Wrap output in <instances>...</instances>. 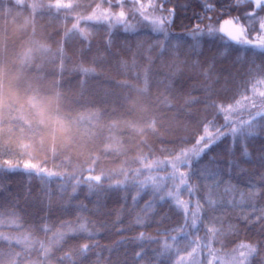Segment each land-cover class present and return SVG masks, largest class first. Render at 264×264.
Masks as SVG:
<instances>
[{"label":"trees","instance_id":"1","mask_svg":"<svg viewBox=\"0 0 264 264\" xmlns=\"http://www.w3.org/2000/svg\"><path fill=\"white\" fill-rule=\"evenodd\" d=\"M57 1L12 0L0 6V87L7 86L12 94L10 101L0 104V147L19 155L0 156V165H4L5 160L14 164L21 160H34L45 162L44 166L54 172L81 178L88 175L84 169L93 163L96 166L94 174L119 172L123 167L129 170L142 168L136 159L138 156L147 155L148 160L170 159L174 153L165 149L178 151L180 137L189 136L202 116L212 118L202 111L204 104L185 105L186 99L205 95L203 91L193 90L194 87L200 89L205 84L216 89L238 87L236 99L241 95L258 98L259 93L264 92V53L260 50L217 47L204 37L200 54L193 55L189 50L192 40L183 35L200 23L194 15L196 13L210 15L214 22L219 17L222 23L230 16L252 11L250 3L235 7V0H210L216 10L205 13L198 0H173L163 4L161 13L152 7L159 5L160 0H135L138 7L152 15H167L168 9H175L176 17L167 26V40L163 33L153 32L150 24L138 15L134 32L124 31L121 25L111 27L104 21H81L82 31L93 32L89 41L81 42L78 37L68 40L65 37L67 30L73 23L79 25V21L86 19L85 16L98 4L107 7L109 3L104 0H73L70 14L49 8ZM112 3L114 5L115 0ZM17 4L23 7H17ZM229 5L232 7H227ZM130 7V3H125L111 9L129 12ZM226 7L227 10L221 14L222 8ZM257 11L264 16V11ZM207 22L205 19L204 24ZM257 34L252 32L248 38L253 39ZM109 38L112 44L107 51L105 41ZM160 42L167 48L163 54ZM174 44L179 47L173 48ZM61 47L67 57L63 61L57 56ZM176 52L178 57L174 55ZM185 60L188 63H181ZM193 61H199L195 68L191 66ZM81 66L95 68L96 71L85 75L79 70ZM210 66L206 80L201 73ZM145 73L149 77V93L140 90L144 86ZM164 74L173 79V92H169L165 84L155 82L163 79ZM172 74H175L174 78ZM217 79L220 81L218 84L214 83ZM125 80L133 83L132 89L118 86V82ZM226 80L233 83L226 85ZM123 92L128 96L126 111L114 103L117 94ZM213 99L219 103V98ZM181 108L184 110L180 111ZM153 115L160 119L157 132H143V123ZM77 117H83L81 126ZM222 122L220 118L218 123ZM108 125L114 126L112 133ZM86 129L97 135L90 136ZM57 131L61 133L59 137ZM110 134L118 151L106 154L103 148ZM142 140L146 143H141ZM193 143L189 140L182 146L190 148ZM245 143L247 156L239 142L226 137L201 160V166H207L208 161L215 157L223 169L217 177L223 181L221 188L231 184L237 189V200L240 194L245 195L244 203L239 207H228L222 212L206 213L202 210L203 227L198 224V230L191 229L194 239L210 241L221 253L233 252L240 243L260 242L259 247L264 250V221H256L255 215H251L254 208L256 215L264 211V191L251 200L247 199L248 193L256 191L250 188L249 181L256 182L264 174V127H258L255 135ZM233 159L239 167L229 169L226 162ZM122 179L123 175H113L102 183L107 188L109 183ZM189 183L200 186L196 196H189L183 190V197L193 201L190 209H194L196 200L206 209L202 198L205 192L203 183L198 177H192ZM62 186L66 192H62ZM257 187L264 189V182ZM138 191L137 187L127 184L97 194L90 193L87 186L81 184L72 193L68 180L61 177L43 180L20 170L0 171V219L4 221L0 230L6 232V236L21 233L33 242L31 247H25L16 244L15 240L11 243L0 240V262L12 264L18 259L16 254L20 253L22 259L19 264H61L66 254L71 256V260H63V264H170L165 257L158 256V249L163 243H169L168 236L181 228L182 213L171 207L173 202L168 199L157 201L144 211L153 196L150 188H145L139 195ZM134 196L136 200H133ZM13 211L17 217L9 215ZM138 215L145 217L140 224L136 223ZM250 215L255 222L242 218ZM212 217L221 219L213 223ZM16 218L21 227L9 226V222ZM78 218L89 221L90 230L95 234L89 238L86 233H74L58 246L54 244V234L67 231L60 225L70 222V226L75 227L80 222ZM44 226L51 231H44ZM213 227L220 230L219 236L214 237L208 231ZM141 233L145 237L157 238L160 243L137 239ZM41 243L51 248L46 261L40 250ZM83 244L94 247L81 256L77 249ZM174 246L180 249L178 255L187 247H183L181 242ZM137 252L143 255L138 258ZM251 264H260L259 256L253 258Z\"/></svg>","mask_w":264,"mask_h":264},{"label":"snow or ice","instance_id":"2","mask_svg":"<svg viewBox=\"0 0 264 264\" xmlns=\"http://www.w3.org/2000/svg\"><path fill=\"white\" fill-rule=\"evenodd\" d=\"M12 0H0V6L5 3H11ZM104 2L109 3V6H121L125 3H130L131 7L129 8V12L126 14L125 11L121 10L118 13H110L108 10L100 13L99 15L93 14L89 15L86 19H82L79 21V25L73 23L72 27L67 30L65 33V37L68 40H72L74 38H80L81 42L89 41L92 31L84 32L81 30L80 22L81 21H104L108 22L111 27L116 25L123 26L124 31L126 32H134L136 31L137 25L128 22L126 16L130 15L135 18L137 15L142 17L143 21H146L150 24L151 30L155 33H163L165 40L168 39V31L167 26L173 23L176 17L175 9H168L167 15L155 16L149 19V17L141 11L140 7H137L135 0H115V4L113 5L112 0H104ZM173 0H160L159 5H153L152 7L156 10H159L163 13V4L171 3ZM201 4V7L204 9L205 13L214 12L215 4L210 2V0H198ZM246 3H250L253 5V9L250 12L242 13L238 16H230L228 19L220 22L219 17H216L215 22L213 21L212 16L200 15L198 13L194 14L196 18L200 21L197 25H195L190 31H187L183 35L185 37H190L192 40V44L189 46L190 53L193 55H199L201 49V40L204 37L209 38V43L215 45L217 47L220 46H232L234 50H238L239 48H252L254 50L258 49L262 53H264V16L258 14L257 10L264 11V0H235V7H239L240 5H244ZM178 7H187V5H177ZM17 7H23L22 4H17ZM100 7V6H99ZM98 7V8H99ZM142 7V6H141ZM227 7H232L229 5ZM226 8H222L221 14L227 10ZM50 9H55L56 11L65 10V13L70 12V6H62L57 3L54 5H49ZM69 15H65L67 17ZM205 19L208 21L204 24ZM204 24L203 27L200 25ZM218 25V26H217ZM111 30V29H110ZM252 32H257L258 34L253 38L249 39L248 36ZM179 39V37H178ZM112 44V40L109 38L105 41V49L110 51V46ZM173 48H178V44H174ZM151 48V46H150ZM149 48V50H150ZM161 54L167 50L165 44L160 42ZM178 57L179 53H174ZM57 56L63 61L66 59V55L63 47H61ZM181 63H188L187 60L182 61ZM199 65V61H193L192 67L195 68ZM61 69H63V63L60 65ZM85 75L94 73L96 71L95 68L91 67H83L81 66L79 69ZM211 71V66L209 69L203 71L201 74L205 76L206 80L209 78V72ZM173 78L175 74H172ZM139 79V76L136 77ZM157 84H165L166 89L169 92H173L174 83L173 79L169 78L168 74H164L163 79H159L155 81ZM220 81L217 79L214 83H219ZM232 80H226L225 84H232ZM143 87L140 89L141 91L149 93V77L147 73H145L143 80ZM118 86L122 87L126 90H130L133 88V83L130 81H120L118 82ZM200 90L205 93L202 98L199 97H191L190 99L185 100V105L190 106L192 104H204L203 112L211 115V119L208 118V115H204L197 121V127L194 128L189 136L180 137V144L177 150H168L172 151L174 154L170 159L161 160H153L148 163H144V161L148 160L147 155H140L136 159L138 162L142 164V168H137L134 170H129L125 167L121 168L119 172H104L100 171L99 174H94L95 172V163L89 165L86 169L88 175L86 177H75L71 174H64L60 172H54L47 168L45 162H36L34 160H21L17 161L15 164L11 160H5L4 165H0V171L10 172V171H24L28 175L35 174L39 176L43 180L52 179L55 177H61L70 183L72 193H75L78 187L81 184L87 186V189L90 193H101L106 191L107 189L121 188L126 186L127 184H131L134 187L138 188L137 195L140 192H143L145 188H150L151 195L153 196V200L149 201L145 210L152 208L153 204L157 201L163 200H171L173 204L171 207H174L178 213H182L183 216V224L181 225L180 232L182 236L187 239L189 236L188 229L198 230V224L203 227V219L201 217V211L208 212H222L225 208L231 207H239L244 203L245 195L240 194V199H236L237 189L234 188L231 184L227 187L221 188V184L223 181L217 179L223 171L222 167L216 161V158L213 157L208 161L207 166H201L202 157L205 156L214 146H216L222 139L226 137H231L233 142H239L243 147V153L245 156L248 155L246 141L248 138L255 135L258 127H264V92H260L258 98L255 96H243L241 95L240 99H236V94L238 92L237 88L232 87H222L220 89H216L213 85L205 84L201 86ZM231 93V95H229ZM213 97L219 98V103L217 99H213ZM128 98L127 93L123 92L122 94H117L116 100L114 103H118L119 107L126 111L125 101ZM234 101V103L229 102ZM167 103V100L165 101ZM174 106V105H172ZM184 109L181 108L180 111ZM116 109H113L115 112ZM186 115H191V113H185ZM99 118V117H97ZM222 118L223 122L218 123V120ZM77 122L81 126L83 123V117H77ZM158 124H160V119L153 115L149 117L142 125L141 130L143 132H152L155 134L157 132ZM109 132H113L112 125L107 126ZM88 134L92 137H95L97 133H93L90 129H86ZM199 132L200 134H197ZM108 143L105 144L103 151L108 154L114 151H118L116 146L112 143L113 135H109L107 137ZM189 140L194 141L192 147L185 148L182 145L187 144ZM141 143H146L145 140H142ZM231 154V153H230ZM0 156H19L12 151L0 147ZM126 163V162H125ZM229 169L239 167L236 160H229L226 162ZM163 166V168H161ZM170 168L171 171L167 172L164 176H155L151 175L153 171H160ZM181 169H187V171H181ZM147 170L149 175L140 178L142 172ZM129 171L132 172L131 177L129 176ZM243 171V169H241ZM113 175H123L124 179L118 180L115 183H109L107 188L102 183L105 179H111ZM192 177H198L200 181L203 183V188L205 192L203 193L204 203L207 205L206 209H203V206L199 203V200L195 201L194 209H190V204L193 201L184 200L180 197V190H186L189 196H196L200 191L199 185H193L189 183V180ZM75 180V183H71L72 180ZM179 180V185L175 184V181ZM167 181H172V188L179 189L177 191L168 190L169 184ZM208 181H212L208 183ZM261 182H264V174L260 175L256 182L252 180L249 181V186L252 189H256L255 192H250L247 194V199L251 200L253 196L260 194V192L264 191V189H260L257 185ZM67 189L62 186V192H66ZM50 196L51 193H48ZM133 200H136V197H133ZM12 217H17V214L13 211L10 212ZM251 215H255L256 221H264V211H261L259 215H256L255 208L253 209V213ZM250 216H242V218L247 222H255L251 219ZM145 217L137 216L136 223L140 224L143 222ZM167 217H165L166 219ZM17 219H12L9 222V226H13L16 228L21 227V225L17 222ZM221 219L220 217H212L211 222L215 223V221ZM80 222L77 223L75 227L70 226V222H64L60 225L61 228H66L67 231H58L52 237V242L57 246L65 240L66 237H70L74 233H86L89 238L93 236L94 231L90 230V222L85 220L84 218H78ZM4 221L0 219V226H3ZM262 228H264V224H262ZM44 231H51L50 228L44 226ZM168 231L167 229L165 230ZM172 231H176L173 229ZM208 231L214 236H219L220 230L216 228L208 229ZM137 239L147 240L149 242H156L157 244L160 241L154 237H145L143 233L140 234ZM168 240L177 241L176 235H169ZM0 240L7 241L11 243L15 240L16 244H23L25 247H31L33 243L30 241L29 237H11L5 236L3 233H0ZM189 243H194V241H189ZM260 242L256 244L251 243H240L233 250L234 254L230 256V258L224 260V264H251V260L257 256L260 258V264H264V255H261V252L264 251L259 247ZM94 247V245L83 244L77 249L78 255H84L88 252V250ZM40 250L43 252V259L46 261L49 258L51 253V248L46 247L43 243L40 244ZM197 249L194 247L192 252L188 255L192 256V253H195ZM179 249L174 248L171 243H163L162 247L158 249V256H163L166 260L170 261V264H184L185 257H179L178 259L173 260V256H178ZM17 260L12 261V264H19V260L22 259L21 254L17 253ZM136 257H141L143 255L142 252L135 253ZM63 260H71V256L66 254L61 259V264H63ZM2 264V262H0Z\"/></svg>","mask_w":264,"mask_h":264},{"label":"rangeland","instance_id":"3","mask_svg":"<svg viewBox=\"0 0 264 264\" xmlns=\"http://www.w3.org/2000/svg\"><path fill=\"white\" fill-rule=\"evenodd\" d=\"M18 1H22V0H18ZM56 3H59L62 6H70V14H72L71 13V7L73 6V3H74L73 0H58ZM98 7H99V4H98V6L95 7V9L93 11L89 12L88 15L85 17L87 18L89 15H93V14L99 15L100 13L104 12L105 10H108L110 13H118L119 11L122 10V9L121 10H112L110 6H107V7H101L100 6L99 8ZM123 11H124V9H123ZM141 11L144 12L149 17V19H151L152 17H155V16H160V15H152V13L151 14L147 13L146 10H143L142 8H141ZM125 13L127 14L128 12L125 11ZM139 18L141 20H143L142 17H139ZM126 19L128 20V22L133 23V24H136L137 23L136 21H138L135 18L131 17L130 15L126 16ZM151 161H153V160H147L144 163H148ZM141 167H142V165H141ZM161 168H163V166H161ZM170 171H171V169L167 168V169L160 170V171H153L151 173V175L164 176V175H166L167 172H170ZM181 171H184V169H181ZM146 175H149V173L147 172V170H144L142 172L141 178H143ZM167 183L170 186L168 190H172V191L179 190V189L171 187V184L173 183L172 181H167ZM175 184L179 185V180H176ZM182 193H183V190H180V197L184 200H188L189 198L183 197ZM188 232H189V236L187 237V239H185L182 236V233L180 232V229H179L174 234L178 238L177 241L174 242V241L170 240V242H169V243L173 244V246L179 244L180 242L184 244L183 247L187 246V247H185L184 251H181V253L176 258V259H178L179 257H185L186 259H185L184 264H224V260L230 258V256L232 254H234V252H231V253L219 252L218 250H216L213 247V245L211 244L210 241H205V239H201V238L200 239H194V236L191 234V228L188 229ZM0 233H3L5 236L7 235V233L4 232L3 230H0ZM9 234H11V233H9ZM11 235L13 237H17V236L23 237V235L21 233H18V232H14ZM8 236H10V235H8ZM189 241H194V243H189ZM174 247H177V246H174ZM194 247L197 249V251L195 253H192V256H189L188 254L190 252H192V249Z\"/></svg>","mask_w":264,"mask_h":264},{"label":"clouds","instance_id":"4","mask_svg":"<svg viewBox=\"0 0 264 264\" xmlns=\"http://www.w3.org/2000/svg\"><path fill=\"white\" fill-rule=\"evenodd\" d=\"M12 99L11 89L7 86L0 87V104H6ZM56 135L59 137L61 133L57 131Z\"/></svg>","mask_w":264,"mask_h":264}]
</instances>
